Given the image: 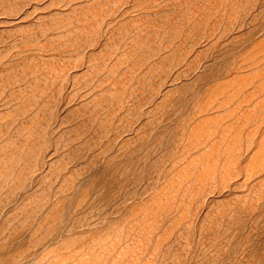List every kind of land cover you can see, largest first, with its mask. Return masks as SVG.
I'll list each match as a JSON object with an SVG mask.
<instances>
[{"label":"rangeland","instance_id":"374dc122","mask_svg":"<svg viewBox=\"0 0 264 264\" xmlns=\"http://www.w3.org/2000/svg\"><path fill=\"white\" fill-rule=\"evenodd\" d=\"M0 264H264V0H0Z\"/></svg>","mask_w":264,"mask_h":264}]
</instances>
